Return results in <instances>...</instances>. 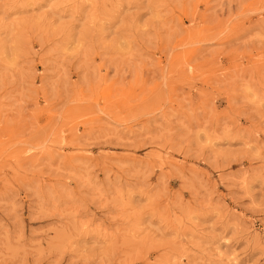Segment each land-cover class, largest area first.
I'll list each match as a JSON object with an SVG mask.
<instances>
[{"label": "rangeland", "instance_id": "obj_1", "mask_svg": "<svg viewBox=\"0 0 264 264\" xmlns=\"http://www.w3.org/2000/svg\"><path fill=\"white\" fill-rule=\"evenodd\" d=\"M0 264H264V0H0Z\"/></svg>", "mask_w": 264, "mask_h": 264}]
</instances>
